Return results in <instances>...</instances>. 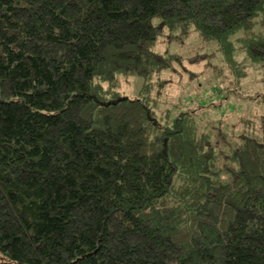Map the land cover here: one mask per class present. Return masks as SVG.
<instances>
[{
  "label": "trees",
  "instance_id": "1",
  "mask_svg": "<svg viewBox=\"0 0 264 264\" xmlns=\"http://www.w3.org/2000/svg\"><path fill=\"white\" fill-rule=\"evenodd\" d=\"M193 29L264 63V0H0V264H264V140L158 112Z\"/></svg>",
  "mask_w": 264,
  "mask_h": 264
},
{
  "label": "rangeland",
  "instance_id": "2",
  "mask_svg": "<svg viewBox=\"0 0 264 264\" xmlns=\"http://www.w3.org/2000/svg\"><path fill=\"white\" fill-rule=\"evenodd\" d=\"M168 35V31L164 32L157 48L160 52L179 54L181 62L175 67L180 75L166 74L172 75L174 81L162 90L159 114L179 103L180 97L198 111L202 131L213 136L225 133L234 144L246 136L264 140V63L252 66L245 50L237 45L241 50L236 62L246 71L238 80L236 64L231 66L235 62L230 64L219 46L205 40L196 30L182 42L171 40ZM128 80L122 81L121 89L131 97L137 96L142 80L140 77Z\"/></svg>",
  "mask_w": 264,
  "mask_h": 264
}]
</instances>
